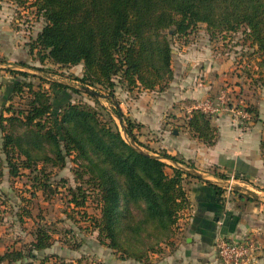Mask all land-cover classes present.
Segmentation results:
<instances>
[{
  "label": "trees",
  "instance_id": "obj_1",
  "mask_svg": "<svg viewBox=\"0 0 264 264\" xmlns=\"http://www.w3.org/2000/svg\"><path fill=\"white\" fill-rule=\"evenodd\" d=\"M34 5L46 24L31 50L46 52L44 56L55 64H83L84 76L78 80L86 90H113L116 77L129 89H166L173 78V39L187 35L199 23H206L210 32L248 25L263 56L264 81V0H35ZM49 83L60 91L80 92L61 82ZM25 87L29 90L26 109L9 107V116L0 114L2 169L13 178L21 176V170L28 171L35 190L46 192L51 189L47 167L64 168L66 158L74 153L79 163L76 174L81 179L89 176L88 184L98 192L101 217L94 226L100 242L120 252L123 260L148 263L157 246L170 244L180 213L190 205L183 176L191 174L174 166L172 175L167 174L162 159L184 163L166 151L150 156L140 153L122 138L110 115L106 120L93 107L67 103L55 112L53 94L34 90L31 83L16 82L8 100L22 94ZM248 111L251 120L256 118L255 108ZM211 119L212 115L193 109L186 123L190 133L208 145L216 141ZM126 132L137 142L131 122ZM214 187L222 195L223 189ZM78 190L80 200L74 193L72 202L82 208L88 198L83 187ZM52 232L37 223L27 255L7 252L0 255V261L33 264L22 260H34L36 252L51 247ZM47 262L50 257L39 264Z\"/></svg>",
  "mask_w": 264,
  "mask_h": 264
},
{
  "label": "rangeland",
  "instance_id": "obj_2",
  "mask_svg": "<svg viewBox=\"0 0 264 264\" xmlns=\"http://www.w3.org/2000/svg\"><path fill=\"white\" fill-rule=\"evenodd\" d=\"M24 1L21 4L12 0H0V114L4 113L5 116H9L10 114L6 111L9 107L25 110L26 99L29 97V90L26 87L22 94H14L10 101L8 99L12 95L16 82L31 83L34 90L53 94L55 112L67 103L93 107L101 112L104 119L108 120L109 115L111 116L115 129L120 132L127 143H131L133 147L138 145L151 154L155 152L160 154L162 149H157V146L152 143L154 139H150L147 133L138 132L140 127H137L138 124L128 116L127 102L130 98H138L143 92L162 93L166 91L174 80V51L180 48L183 44L181 42L190 43V40L195 39L205 41L207 46L214 51H220L226 61L231 62L232 67L236 68L239 73L237 74L242 77L243 81H241L247 87L237 94V97L242 95L243 100L245 97H255L258 101L261 98L264 100V81L260 65L263 56L253 42L250 27L246 24L237 29L210 32L206 23H199L197 28L191 29L187 35H176L172 43L173 78L164 90L159 88L147 90L142 87L129 89L117 77L114 79L116 86L113 90L101 87H90L86 90L78 80L84 76L83 64L75 66L55 64L44 56L46 52L39 48L31 50V45L43 30L46 22L38 14L34 5L35 0ZM42 57H45L44 60L41 59ZM49 81L61 82L77 88L80 92L75 93L70 89L57 90L51 87ZM254 87H259L260 92H254ZM91 92H98L102 96L93 97L90 95L93 94ZM256 94L259 96L257 97ZM246 105L248 110L253 109L250 103ZM130 122L133 135L142 146L127 134L126 128ZM246 123L248 122L242 124ZM2 135L0 130V146ZM4 158V154L0 153V161H2L0 169L4 167ZM162 160L167 163L166 173L172 175L171 166L176 167L177 164L170 160ZM78 169L79 163L75 160L74 153L66 158L64 168L57 170L47 167V172L51 175V189L46 192L35 190L27 178L28 171L21 170L23 174L13 178L7 169H2L3 173L0 174V255L12 251H22L27 255L26 249L32 242V233L37 223H40L53 231L51 247L36 252V259L32 260L27 257L22 260L23 262L39 264L50 257V262L46 264H61V262L65 264H144L123 260L120 258V252L100 242L99 232L94 226L96 223L94 221L101 217V206L97 200L98 192L91 184H88L89 176L85 175L81 179L76 174ZM191 177L183 176L185 191L187 180ZM79 187H83L88 198L82 208L72 202L74 193L80 200ZM34 191L35 196L32 195ZM26 211L31 213V217H28ZM183 212L184 210L180 216ZM167 244L168 242L162 243L159 248L157 246L156 250L150 253L149 262L145 264H152L158 257H162L159 255L164 245ZM18 263L20 261H17ZM0 264L14 263L7 259L0 261Z\"/></svg>",
  "mask_w": 264,
  "mask_h": 264
},
{
  "label": "crops",
  "instance_id": "obj_3",
  "mask_svg": "<svg viewBox=\"0 0 264 264\" xmlns=\"http://www.w3.org/2000/svg\"><path fill=\"white\" fill-rule=\"evenodd\" d=\"M189 42H181L174 51V80L166 91L143 92L127 102L138 132L150 135L157 149L184 163L179 165L202 175L191 174L187 180L190 205L162 257L152 264H220L216 243L221 238L236 242L254 238L262 251L252 264H264V100L237 97L247 87L231 62L203 40ZM254 89L260 92L259 87ZM222 90L250 103L258 114L246 124L227 111L212 115L216 141L208 145L195 138L186 123L197 104L215 99ZM221 174L241 179L232 193L223 189ZM214 185L223 189L222 195Z\"/></svg>",
  "mask_w": 264,
  "mask_h": 264
},
{
  "label": "built area",
  "instance_id": "obj_4",
  "mask_svg": "<svg viewBox=\"0 0 264 264\" xmlns=\"http://www.w3.org/2000/svg\"><path fill=\"white\" fill-rule=\"evenodd\" d=\"M194 109H200L210 115L227 111L241 124L250 121L252 118L246 103L232 99L227 90H222L215 99L208 98L200 102ZM239 180L241 179L230 176L222 181L225 192L227 194L232 193ZM216 250L220 264H252L262 251V245L254 238H246L240 242L221 238L216 243Z\"/></svg>",
  "mask_w": 264,
  "mask_h": 264
},
{
  "label": "water",
  "instance_id": "obj_5",
  "mask_svg": "<svg viewBox=\"0 0 264 264\" xmlns=\"http://www.w3.org/2000/svg\"><path fill=\"white\" fill-rule=\"evenodd\" d=\"M93 93L94 95L100 97L102 96L100 93L98 92H91ZM134 148L139 151L140 153L144 154V155H148L150 156L151 154L145 150H143L142 148H140L138 145H134ZM178 167H180L182 170H184L185 172L189 173V174H192V175H195L197 177H201L202 175L200 173H197L194 169H190V168H187L186 166H182V165H179L177 163Z\"/></svg>",
  "mask_w": 264,
  "mask_h": 264
}]
</instances>
